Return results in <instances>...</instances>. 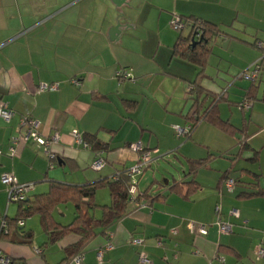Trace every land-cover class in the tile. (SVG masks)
I'll use <instances>...</instances> for the list:
<instances>
[{"label":"crops","instance_id":"1","mask_svg":"<svg viewBox=\"0 0 264 264\" xmlns=\"http://www.w3.org/2000/svg\"><path fill=\"white\" fill-rule=\"evenodd\" d=\"M123 12L129 19H120ZM174 16L200 19L222 31L211 43L202 81L210 96L205 107L229 88L228 100L218 103L219 113L244 135L225 134L208 123L183 144L176 135L174 126L188 125L194 104L188 89L199 69L173 55L180 35L171 30ZM263 49L264 0H0V100L14 112L10 122L0 119V179L10 173L18 183L36 184L30 197L48 193L52 183L84 186L111 180L138 162L140 153L130 147L140 142L145 152L157 153L138 181L141 193L149 190L148 205H130L121 220L86 246L81 264H140L141 253L150 264H264L256 254L264 248V96L258 92L248 114L242 112L240 126L233 113L225 117L222 110V103L239 107L244 101L253 81L234 79L264 57ZM120 70L134 81L121 82L116 77ZM54 84L58 90L39 91L41 85ZM231 91L238 100H231ZM127 102L135 103L134 110ZM26 116L39 121L44 137L60 135L51 147L52 169L43 148L33 143L7 156ZM74 130L95 137L104 149L78 144L71 136ZM203 132L212 140L199 143ZM199 145L208 151L206 157L198 154ZM168 152L179 163L176 154L185 159L187 173L183 167L185 175L158 180L153 164L167 159ZM98 154L106 161L100 172L92 169ZM204 159L205 166L190 171V161ZM226 173L239 182L231 193L223 187ZM192 181L196 188L189 190ZM251 192L262 194L240 198ZM101 202L110 205L111 196H101ZM217 206L234 225L232 234L219 235L214 226ZM234 210L239 218L231 215ZM190 221L209 225L208 234L192 236ZM132 238L143 239V245H133ZM78 242L79 237L68 236L56 250L43 249L38 240L30 246L3 239L0 248L23 264H63L66 249ZM35 248L43 254H35Z\"/></svg>","mask_w":264,"mask_h":264},{"label":"trees","instance_id":"2","mask_svg":"<svg viewBox=\"0 0 264 264\" xmlns=\"http://www.w3.org/2000/svg\"><path fill=\"white\" fill-rule=\"evenodd\" d=\"M184 20L186 28L183 31H179L180 35L173 49V55L178 56L199 69L196 80L189 87V99L194 101V104L187 120L192 130L185 139H191L195 130L202 123H208L225 134L236 135L237 133H241L244 135L245 130L236 128L220 116L218 103L228 100L226 95H222L225 89L222 90L217 98H214V101L209 106L205 107V103L210 96L205 95L202 81L205 78L209 57L212 53L211 43L222 34V31L218 26L200 19L187 18ZM186 30L189 32L188 35H185ZM198 31L201 32L202 36L197 40L195 37ZM259 67V76L253 80L251 87L244 97V101L238 104L241 108L245 102L253 103L257 99L260 85H264V59L260 62ZM126 105L131 110H134L136 106L134 102H127ZM84 139L94 150L104 149L103 144L97 141L95 137L85 136ZM241 146L247 148L248 144L242 141ZM252 159L254 160L256 157L253 155ZM207 161V159L190 161L192 163L190 171L195 172L205 166ZM128 169L117 172V180L102 179L84 186L52 183L48 193L35 195L19 203L18 215L14 219L4 218L8 232L5 234L2 231L0 240L8 239L14 244L32 246L34 243L33 232L25 231V225L20 226L19 223L24 222L25 224L28 217L38 214L41 218L42 227L49 236L51 243L60 242L71 235L79 237V242L76 245L66 249L67 258L63 264L69 263L75 255L84 251L96 235L121 220L126 215L130 205L135 206V203L146 201L150 197L149 190L144 193L138 190L135 202L132 201L130 195L132 179L128 174ZM228 179L229 175L226 173L222 179V183H225ZM235 182L237 186L238 180H235ZM187 185L189 190L196 188L194 181ZM101 189L109 190L111 196L110 205L97 204L96 194ZM175 190H181V188H174L173 191ZM261 194L253 192L242 193L240 198H252L261 196ZM63 204H71L75 209V219L68 226L57 223L53 217L55 210ZM48 246L49 244H45L42 248H48Z\"/></svg>","mask_w":264,"mask_h":264},{"label":"built area","instance_id":"3","mask_svg":"<svg viewBox=\"0 0 264 264\" xmlns=\"http://www.w3.org/2000/svg\"><path fill=\"white\" fill-rule=\"evenodd\" d=\"M171 25L175 30H178V31H183L186 28V22L180 16H174L172 21H171ZM201 36H202L201 32L198 31L195 38L198 40ZM259 47L261 48L262 45H259ZM263 59H264V57H262L249 70L239 74L234 79V82L236 80H241V79H247V80H252V81L255 80L260 74L259 64ZM249 71H251V74H248ZM116 77L119 80H132V81H134V78L132 77V75L126 70H122V71L118 72ZM234 82H232L231 85H233ZM75 83L79 86V82L75 81ZM228 89L229 88L225 89L222 95H226ZM55 90H58L57 84H54L51 86L50 85H41L39 87V91H41V92L55 91ZM242 108L244 111L249 112L252 108V103L251 102H245L243 104ZM13 116H14V112L10 108L9 104L7 102H5L4 100H0V119L5 121V122H10L12 120ZM39 127H40V123L36 119L29 117V116L23 117L21 119V132L17 136H15L11 139L10 146H9V149L7 152V156L13 158L18 154L19 149L22 146H26L30 143H33L38 148H40V149L43 148L45 156L48 157V159H50L49 168L52 169L54 167L52 160L55 158V155L53 154L51 147L54 144L60 142V135L57 133L54 136H52L51 138H46L40 133ZM173 129L179 138H186L187 135L192 130L190 125H187L184 128H181L180 126H174ZM71 136L75 139V141L78 144L83 145L86 149H91L90 144H88L85 141L83 134H81L77 130H74L71 133ZM131 147L134 150H136L137 152L141 153L140 159L138 160V162L134 166H132L131 168L128 169V174L132 179V187L130 190V195H131L132 201L135 202V199L137 198L138 192H139L138 191V181L135 178L137 176L143 175L144 170L150 166V164L153 162L154 158L152 157V155L150 153L145 152L143 150V147L141 144H136V145L133 144ZM0 155H3L2 151H0ZM105 166H106V161L104 160V158H102L100 156V154H98L97 159L92 164V169L94 171L100 172L104 169ZM112 179L117 180L118 174L114 175L112 177ZM1 181L8 188L10 204H12V203L19 204L21 202L28 200L30 195L36 189V184H34V183H25V184L18 183L15 180L14 175L10 174V173L3 174ZM223 187L228 192L231 193L236 188V182L233 179H228L224 183ZM147 205H148V203H145V201H141L140 203H135L136 207H145ZM216 215H217V219H216V222L214 223V226L217 227L219 235L232 234L234 232V225L230 222H226L223 219L220 206L216 207ZM231 215L234 216L235 218H239V212L236 210L231 212ZM19 224H20V226L25 225L24 222H20ZM209 227L210 226L207 224H202V223L190 221L188 223V232L194 237L205 236L208 234ZM2 231L5 234H7V232H8L7 228H6L5 221H3V223H2L1 233H2ZM131 243L135 246L140 247L143 245L144 240L139 239V238H132ZM110 248H111V246L109 245L107 247V249H110ZM34 252L37 255L42 254V250L39 248H35ZM256 254H257L258 259H264V248L259 247L256 250ZM101 258H102V252L99 253V260H101ZM83 260H84V251L79 252L77 255H75L70 262L73 264H81L83 262ZM220 261L223 262L224 259L220 258ZM150 263L151 262L148 259V257L144 253H141L140 254V264H150ZM0 264H23V263L11 258L8 255H6L5 253H3L2 249L0 248Z\"/></svg>","mask_w":264,"mask_h":264},{"label":"rangeland","instance_id":"4","mask_svg":"<svg viewBox=\"0 0 264 264\" xmlns=\"http://www.w3.org/2000/svg\"><path fill=\"white\" fill-rule=\"evenodd\" d=\"M122 14H125V17L121 18L122 21H124V19H129L130 16H129L128 13L123 12ZM171 30H173V32H175V33H179V31L175 30L172 27V25H171ZM120 71H122V70H120ZM248 74H251V71H249ZM116 76H117V74H116ZM132 77H133V75H132ZM120 81L123 82V80H120ZM236 81H238V80H236ZM229 95H231V100H236L237 99L236 96H233L232 91L230 92ZM259 95L260 96H264V85L263 84H261L260 87H259ZM222 105L221 106H222V110H223V115L225 117H227V115H231V113H233V121H234V123L236 125L240 126L241 122L243 121L242 112H244V115L248 114V112L244 111L240 107L229 106L227 103H222ZM247 117H249V115ZM247 119L249 120V118H247ZM204 128H208V127H204ZM198 136L199 137H198L197 141L199 143L202 142V141H206V140H209V141L212 140L209 136L204 134V132L203 133H199ZM185 140L186 139L183 138V140L181 141L182 144L185 142ZM190 142H192V141H190ZM134 144L136 145V144H142V143L138 142V143H134ZM130 148L133 151L137 152L132 147H130ZM196 149H197L198 154L202 155L203 157L204 156L206 157L208 151L202 145H199ZM148 153H150L153 158H155L154 155L157 154L154 151H149ZM158 154H159V152H158ZM140 155H141V153L139 154L138 160L140 159ZM164 156H166L167 159L158 161L159 162L158 165H156L155 163L153 164V168H154L153 170L156 173V178L158 180H162V181L169 180L170 181V180H172L173 177H178V176L185 175L184 174L185 171H186L185 173H187L188 169H187V165H186V162H185L184 158H182L181 156L176 154L175 156L177 157V159L180 160V163H179V161L176 160L174 155H172V152L171 153L168 152ZM153 160H155V159H153ZM183 167L185 168V171H183ZM235 177H236V174H233V178H235ZM135 179L137 181H139V180L142 179V177L141 176H137ZM0 183H2L1 179H0ZM0 187L2 189V190H0V225H1V220L4 217H8L10 219H14L18 215L19 206H18V204H14V203L10 204L8 188L5 185H4V187H2V185ZM40 191L41 190H38L37 193L39 194ZM103 195L104 196L106 195V198H108L110 196L109 190L101 189V190H99L97 192V194H96V202H97V204L98 203H103V202H101V196H103ZM8 205L10 207H8ZM59 210L63 211L64 215L60 214ZM53 217H54V219H55V221L57 223H60L63 226H68L75 219L74 206L71 205V204L60 205L58 207L57 211L53 214ZM25 222H26V226H25L24 230L25 231H32L33 235H34V240H38L41 243V245H45L44 243L49 244L48 248H52V247H55V249L59 248V242H55V243H51L50 242L49 236L46 234V232L44 231V229L42 227L40 215L35 214L33 216H30V217L27 218V220ZM1 244L2 243H0V246H1ZM56 250H54V251H56Z\"/></svg>","mask_w":264,"mask_h":264},{"label":"water","instance_id":"5","mask_svg":"<svg viewBox=\"0 0 264 264\" xmlns=\"http://www.w3.org/2000/svg\"><path fill=\"white\" fill-rule=\"evenodd\" d=\"M120 17H121V18H124V17H125V14H121ZM121 18H120V19H121ZM121 26H122V25H121V23L119 22V23H118V27H121Z\"/></svg>","mask_w":264,"mask_h":264}]
</instances>
